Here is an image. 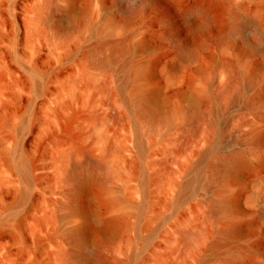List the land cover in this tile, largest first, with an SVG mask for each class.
I'll use <instances>...</instances> for the list:
<instances>
[{
    "label": "rangeland",
    "instance_id": "1",
    "mask_svg": "<svg viewBox=\"0 0 264 264\" xmlns=\"http://www.w3.org/2000/svg\"><path fill=\"white\" fill-rule=\"evenodd\" d=\"M66 1L0 0V264H97L92 256L69 257L75 248L67 232L83 222L107 264H216L226 249L214 257L208 241L232 221L248 227L231 252L243 264L262 255L264 264V141H251L264 138V100L249 103L257 88L245 80L256 66L264 85V49L253 36L254 28L264 33V0H72L81 27L65 19ZM195 5L207 6L217 23L193 33ZM141 40L148 47L134 48ZM112 43L120 48L101 67ZM181 44H196L197 55L181 61ZM174 62L181 65L176 72L168 68ZM147 66L151 75L135 83L165 99L164 122L137 118L135 104L123 99L132 94L133 71ZM234 66L242 83L218 105L209 103L218 109L215 120L188 118L192 101ZM231 151L248 164L235 174L211 172L216 156ZM86 156L112 172L106 194L118 203L97 201L98 185L82 191L85 220L63 204L66 176ZM219 195L237 204L210 222L207 206ZM116 214L131 226H101ZM197 224L202 235L184 251L179 230Z\"/></svg>",
    "mask_w": 264,
    "mask_h": 264
},
{
    "label": "bare ground",
    "instance_id": "2",
    "mask_svg": "<svg viewBox=\"0 0 264 264\" xmlns=\"http://www.w3.org/2000/svg\"><path fill=\"white\" fill-rule=\"evenodd\" d=\"M61 10H63L65 13L64 14V17H66L65 19L67 18L69 19V17H74L76 18V21L78 22L79 27L83 26V21L81 20V18L79 16L74 15V6L72 3V0H67L66 5L62 7ZM193 11L195 13V19H194L195 22H193L192 27H191V30L193 33H198L202 28L212 26L217 23L216 17L213 15V13L210 11V9L207 6L195 5L193 7ZM253 36L258 38L262 42V49H264V33L259 31L257 28H254ZM119 44L120 43H112L113 45L112 53L107 58L98 60V64L101 67H107L110 64H112L115 58V54L117 50L120 48ZM199 46H200V43H199ZM133 47L134 48L136 47L137 49H146L148 45L144 40H141L137 44H135ZM131 48H132L131 46L126 47V49L128 50H130ZM178 49L180 51L181 61L188 60V59L195 57L199 51V48L196 44L195 45L181 44L179 45ZM180 66H181L180 62H174V63L169 64L168 68L170 71L176 72L180 68ZM151 72L152 71H151L150 66L140 68V69L133 71L132 94L129 98L126 99L124 97L123 99L125 103L135 104V111H136L137 118L146 120L148 123L153 124L158 121L164 122L166 119L160 107L161 105L165 103L164 102L165 99L156 90L151 89L144 84L135 83L137 80H140V79L146 80L151 75ZM126 75H127V72L123 74V82L120 85V90L125 89L124 78ZM241 80H242V75L240 74L238 68L234 66L230 74L228 75V77L225 80H222L219 83H217L214 86V89L212 92L204 93L202 97L196 98L192 101V103L189 105L187 109L188 118L196 117V116L203 117L204 115H209L210 121L215 120L214 118H216L215 116L216 114H218L217 113L218 109L216 110L214 104L215 103L217 104V102L220 99L228 98L229 94L231 93V90L234 88H237ZM245 80H246V83L248 82L252 85H255L257 88L256 94L252 98L250 97L251 99L249 100V103L257 104L261 102L262 100H264V85L261 84L259 81V78L257 76L256 66H253L251 68V70L245 76ZM211 102L214 104L209 107V103ZM152 103H154L155 105H158V108L155 110L153 109L154 107L151 108L150 106ZM193 129L194 131L198 130V129L196 130V128H193ZM189 134L190 133H188V135ZM185 140H186V137H185ZM251 141L261 146L263 144L264 138L261 134H256L254 137L251 138ZM213 161L214 162L211 164L210 170L211 172L218 175L219 177L222 176V174L224 173H226V175L229 173L231 174L238 173L241 168H243L244 166L248 164L244 155L236 153V152H232V151L229 153L225 152V154L223 155H220V154L217 155L215 160ZM16 166L22 170L23 176L25 180H27L28 179V164L26 162V159L23 156L18 157L16 161ZM111 175H112V172L105 170L102 164L86 156L84 161L75 164L72 167L71 171L68 172L66 176V178L70 182V187L67 190L66 201L63 205L68 207L70 212L81 214L83 218L86 220L88 218L89 212L85 208L84 204H82L81 201L79 200V195L82 191L91 190V188H93L94 185L99 186L96 193L94 194L95 199L97 201L105 202L107 205H114L118 203V199L110 197L106 194L107 183L109 182V178L111 177ZM188 182L189 180H187V183ZM181 185H184V183ZM183 193L181 195H183ZM219 196L209 201V204L206 210V217L209 219V221L210 219H216L220 215H231L236 207L237 202H236L235 197H227V196L219 197ZM139 209H140V204H138L137 206V210ZM206 217H204V219ZM207 218L205 220H207ZM101 226L102 227L111 226L115 228L117 232L120 229L129 228L131 225L123 219L122 215L116 214L110 219H106V220L103 219ZM199 227L201 226H198L197 224V225L190 227L189 229L179 230V242L184 251L188 250L193 245V243L196 241V238H198V235L200 233ZM247 227L248 226H246V224L244 225V224L232 221L228 225L224 226L223 228L218 229L213 234L212 238L208 241V248H211L214 251L213 253L214 257L216 255L219 257L220 253L218 254V250H220L221 248H225L226 249L225 252L227 253L226 258L223 259L222 261L218 259L220 262L216 261V262H219L216 264H243L245 262V261L242 262L243 260L239 258L240 256L239 257L236 256L238 254L240 255V253L236 254L235 252L234 253L231 252L232 250H230L231 248L230 244H231V241L239 237ZM204 233H205V230L203 231V234ZM200 234L202 235V233ZM66 236L69 242L71 243V245L75 248V251H71L69 253L67 252L70 258H76L82 261H89L90 257L92 256L96 260L97 264H107V260L105 259L106 257H103L100 253V246L95 242L91 243L89 239L87 238L85 234L84 222L83 224L80 223V225L70 228ZM86 246H89V248L86 249ZM243 253H244V250L242 254ZM255 255H258V254H255ZM248 258L250 259L249 262H253L252 264H263V261L261 259L262 255L257 256V257L250 255L248 256ZM127 263H128L127 261L117 262V264H127Z\"/></svg>",
    "mask_w": 264,
    "mask_h": 264
}]
</instances>
